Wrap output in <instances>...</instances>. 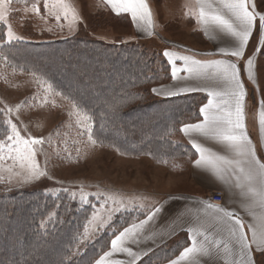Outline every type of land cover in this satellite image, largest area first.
I'll use <instances>...</instances> for the list:
<instances>
[{"label": "rangeland", "instance_id": "374dc122", "mask_svg": "<svg viewBox=\"0 0 264 264\" xmlns=\"http://www.w3.org/2000/svg\"><path fill=\"white\" fill-rule=\"evenodd\" d=\"M153 1L162 33L193 46L206 47L204 37L192 26V17L180 8L179 0ZM34 3H38L39 14L32 10ZM70 3L79 16L74 22L70 16L64 19L62 14L58 21L50 14V9L44 7V0H12L5 5L8 23L23 39L4 42L7 26L0 22V141H5L2 153L5 159L0 161V196L20 189L37 190L55 199L53 208L41 223L46 226L59 216L60 220L66 217L77 220L80 225L72 247L73 256L86 250L93 256L104 252L111 236L122 225L143 215L159 195L182 188L189 177L188 162L192 154L185 150L183 155L153 159L148 154H125L119 151L122 149L102 144L92 116L65 91L53 85L44 72H36L29 61L26 63L18 58V53L23 50L18 52L15 48L21 43L58 41L74 35L87 36L105 44L141 43L153 55L161 54V48L169 42L159 36L146 40L133 38L127 15L112 13L101 0H70ZM250 7L264 14V0H251ZM247 55L255 59L254 79L243 75L249 86V100L255 104L259 97L264 102V27L259 25L258 17ZM153 86L149 87L150 94L157 98L151 91ZM73 104L81 110V116H77ZM84 114L90 120L84 121ZM9 121L16 125L21 136L43 138L44 142L34 147L36 160L45 175L29 178L26 167L7 158V145L12 143L7 140L11 135ZM81 124L91 126L95 144L89 141L88 132ZM176 135L177 132L171 134L170 140L176 141ZM176 142L181 146L179 150H184L185 145ZM81 190L87 194L86 201L80 199ZM109 196L122 202L120 210L111 211V220L104 227H99V221L89 225L94 212L107 220L109 211L117 207ZM72 204H75L73 209L70 208ZM86 225L89 231L85 237ZM157 260L150 259L141 264H159ZM258 262L264 264V256Z\"/></svg>", "mask_w": 264, "mask_h": 264}, {"label": "trees", "instance_id": "16d2710c", "mask_svg": "<svg viewBox=\"0 0 264 264\" xmlns=\"http://www.w3.org/2000/svg\"><path fill=\"white\" fill-rule=\"evenodd\" d=\"M19 45L15 50L23 51L17 52L18 58L29 61L36 72H44L53 85L92 116L102 144L153 159L189 150L186 146L179 150V143L169 137L184 121L199 118V106L206 96L194 93L154 98L149 87L170 77L161 54H150L141 43L105 44L78 35ZM53 203L55 199L37 190L1 193L0 264H92L100 255L90 256L86 250L73 256L80 225L77 220H60L59 216L46 226L41 223ZM184 243L182 238L165 244L138 264L156 258L161 263Z\"/></svg>", "mask_w": 264, "mask_h": 264}, {"label": "snow or ice", "instance_id": "6c2138e0", "mask_svg": "<svg viewBox=\"0 0 264 264\" xmlns=\"http://www.w3.org/2000/svg\"><path fill=\"white\" fill-rule=\"evenodd\" d=\"M10 3L12 0H0V22L7 26L5 34L7 39L4 41L6 43L23 39L13 31L11 24L7 21L8 11L5 5ZM105 3L117 14L130 13L138 28H142L148 35L153 34V15L147 0H105ZM250 3L251 0H196L197 8L190 10V14L195 15L198 23L204 27L206 32L214 28L231 36L235 40V45L230 48H220L219 51L226 56L240 58L244 55L245 46L252 35L254 26L257 24V17L259 18V25L264 27V14L255 12L254 8L250 10ZM44 7L50 9V14L55 15L58 21L61 19V14L64 19H68L70 16L73 22L79 19L70 0H44ZM32 10L39 14L38 3L32 5ZM163 55L168 57L172 64V78L174 80L195 76L217 79L223 82L222 90L199 89L207 91L211 97L208 103L200 109L203 120L195 124H186L181 131L186 135L198 133L205 138L226 145L232 154V158L214 152L196 140H192V146L199 153V158L194 163L197 166L210 168L221 179H225L226 174H230V177L235 180V187L240 189V195L248 201L244 207L251 209L258 206L262 210L259 214L260 222L247 225L248 231L251 233L249 237L245 232V222L237 213L221 205L204 202L205 211L213 210L210 215L212 223L216 226V231L224 235L210 239L211 234L206 229L190 227L188 231L192 243L183 249L178 259L188 261L189 264H201L198 259L199 256H211L213 252H217L223 254L226 264H255L253 246H255L256 251L264 253V162H261L257 157L255 145L246 129L244 111L246 92L240 79L241 69L231 60L198 61L189 56H178L177 53L168 50H165ZM177 58L184 61L183 69H178L175 66ZM246 63L249 78L254 79L253 60L249 58ZM181 70L187 72L189 76L180 77L178 72ZM180 90L197 89L182 88ZM153 91L156 90L153 89ZM166 94L173 95L174 93L168 92ZM73 108L76 109L77 116L82 115L77 105L73 104ZM82 119L87 121L90 120V117L84 114ZM258 120L261 132L264 134V107L258 113ZM78 123L81 121L78 120ZM9 124L11 125V135L7 137V140L12 143L7 145L9 149L7 158L19 162L22 168L26 167L29 178L45 175L46 173L40 170L36 160L37 150L34 147L42 144L43 138L31 136L25 138L21 136L15 124L10 121ZM81 126L88 132L89 141L95 144L91 126L85 124H81ZM4 147L5 141H0V161L5 159L2 155ZM74 198L75 194H73ZM80 199L82 201L87 199V194L83 190H81ZM108 199L112 200L117 207L109 211L107 220H103L99 213L94 212L92 219L88 222L89 225L99 221V227H104L111 220V211L120 210V206H122L120 200L116 199L115 196H109ZM155 211L159 212L160 209L156 208ZM250 215L254 219L257 217L255 211H250ZM145 223L146 221H141L139 225H131L116 235L111 241V251L104 253V256L95 261V264H107L105 258L117 251L126 252L133 257L130 264H135V259L138 258L139 254L126 247L125 243L130 237H134ZM88 231L89 228L86 225L85 237ZM197 236H202L203 240L197 241ZM111 264H124V262L112 261ZM170 264H178V261L173 260Z\"/></svg>", "mask_w": 264, "mask_h": 264}, {"label": "crops", "instance_id": "0c3cea01", "mask_svg": "<svg viewBox=\"0 0 264 264\" xmlns=\"http://www.w3.org/2000/svg\"><path fill=\"white\" fill-rule=\"evenodd\" d=\"M107 9L112 13H115L113 9L105 3V0H101ZM147 3L152 11L153 15V28L152 35H148L146 31L142 28H138L137 24L133 22L131 14L125 13L127 15V20L130 25V31L132 37L138 40L150 39L154 36H159L164 38V40L169 41L161 48V55L169 67L170 77L169 79L161 84H156L152 87V93L157 98H173L178 96H184L189 94H204L206 96L205 101L199 106V118L184 121L178 129L177 135L175 137L176 141L184 144L192 151L191 158L188 162V179L183 183L181 189H177L170 192H165L159 195L156 200L149 205L146 211L138 217L126 224L122 225L110 238L108 248L102 252L93 262L99 260L104 253L111 251V241L122 232L125 228L131 225H139L141 221H146L141 229H139L134 237H130L125 246L131 248L133 252L138 253V258L135 259V264H138L143 258L148 254L156 250L157 248L169 244L172 241L184 239L185 243L182 247L169 259L159 263V264H170L171 261L177 260L178 264H189L188 261H180L181 252L185 247L191 245L192 241L190 239V234L188 229L190 227H201L206 229L210 235V239L223 236V233H218L216 231V226L212 223L210 213L213 210L208 209L205 211V203L210 202L212 204L221 205L231 211L237 213L245 222V232L251 236L248 231V224L259 223V214L261 209L253 207L251 209L244 207L248 201L240 195V189L235 187L234 178L230 177V174H226L225 179L219 178L210 168L197 166L194 161L199 158V153L192 146L191 141L196 140L197 142L203 144L205 147L212 149L221 155H228L232 158V154L228 151L226 145L213 140L205 138L198 133H191L186 135L181 129L186 124H195L203 120V114L200 109L203 105L208 103L211 98L207 91H202L199 89H215L222 90L224 85L223 82L217 79H210L207 77H191L188 79H176L172 78V64L169 62L168 57L164 56L165 50L177 53L178 56H189L198 61H212V60H231L236 63L241 69L240 79L244 84L245 88V99H244V111H245V124L247 133L255 145L257 157L264 162V134L261 132L258 113L264 104H262L261 98L257 97L255 104H252L249 100V86L245 83L244 76L248 75L247 60L250 58L247 55V46L250 42L252 35L254 33L255 26L252 31V35L249 37L248 43L244 49V55L240 58L226 56L222 54L220 48H230L235 45V40L228 35L221 33L218 29H210L208 32L205 31L204 27L198 23L195 15L190 14V10H195L197 8L196 0H179L180 8L185 10L188 17H192V26L196 31H200L201 35L204 37L206 42V47L204 46H193L184 41L175 40L171 36H167L161 31V23L159 22V16L157 14V7L153 0H147ZM182 4V6H181ZM188 5L190 8H188ZM250 10L251 7L249 5ZM189 11V12H188ZM117 14V13H115ZM215 37V38H214ZM253 72L255 75V59L253 58ZM175 66L178 69H183L184 61L177 58L175 60ZM210 74V73H209ZM180 77H188L189 74L183 70L178 72ZM182 88L197 89V90H185L181 91ZM257 87L255 86V89ZM153 89L156 91L154 92ZM172 92L173 95H168L166 93ZM219 191L222 194V200L220 203H215L211 199V195ZM159 208L160 211L156 212L155 209ZM250 211H255L257 217L254 219L250 215ZM151 216V219H149ZM197 241H202V236L196 237ZM222 247V245H221ZM264 256V253L256 251L255 246H253V259L255 264H259L258 260ZM201 264H226V260L223 258L222 253L213 252L211 256H199ZM107 264H111L112 261H123L124 264H130L133 257L129 256L126 252H113L111 256L105 258Z\"/></svg>", "mask_w": 264, "mask_h": 264}, {"label": "built area", "instance_id": "2783aa9c", "mask_svg": "<svg viewBox=\"0 0 264 264\" xmlns=\"http://www.w3.org/2000/svg\"><path fill=\"white\" fill-rule=\"evenodd\" d=\"M211 199H212V201L215 202V203H220L221 200H222V194H221V192H219V191L214 192V193L211 195Z\"/></svg>", "mask_w": 264, "mask_h": 264}]
</instances>
